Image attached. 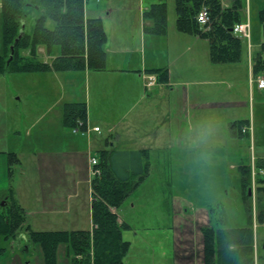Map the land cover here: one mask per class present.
Segmentation results:
<instances>
[{"label":"rangeland","instance_id":"rangeland-1","mask_svg":"<svg viewBox=\"0 0 264 264\" xmlns=\"http://www.w3.org/2000/svg\"><path fill=\"white\" fill-rule=\"evenodd\" d=\"M165 1L168 6V24L173 22L176 24L175 0ZM145 2L147 0H86L85 14L90 17L101 18L107 34L105 47H109V45H141L143 33L147 34V51L159 56L168 49L169 42L172 45V37L166 36L168 31L164 34L143 31V10H141V7ZM225 4H228V1ZM263 8L264 0H244L243 21L250 20L251 38L249 42V40L241 36L244 40L242 59L233 63L210 65L217 70L215 76L218 77L225 73L230 75L231 78V80L228 78L224 79L220 85L219 94L221 101H229L233 97L236 101L231 108L224 106L225 104L222 103L221 107L215 110V113L219 114V128L216 126V121L213 124L214 128H209L206 124L201 130L195 128V120L187 119L185 112L183 111L182 113L184 126H189L185 132V135H187L186 142L189 145L191 144V147L194 145L199 147L197 152L185 154V150L179 146L181 139L178 137H152L155 131L159 135L161 131H176L175 122L171 125L164 121V119L169 118L168 110L164 109L165 104L162 105V113L157 108H154L153 112L152 109L148 110L143 116L139 114L144 109L143 106L136 108L121 125V128L127 131L126 134H123L124 137L121 140L118 138L116 140V137L115 139L112 137L116 134L115 131L119 130H114L113 133H110L107 131L106 124L99 122L102 132L111 136L108 147H112L111 141H113L115 143L113 147L121 149L127 139L135 137L139 141L147 140L143 143H146L144 145L147 146L146 148L149 151V175L137 186L126 201L116 209L119 217L132 225L124 230L125 238L131 240L130 253L128 252L130 257L125 258L124 264H176L173 239L175 236L181 238L185 230H189L191 234H194L195 238L196 235H199L200 238L203 234L202 226L238 227L246 225L250 221V211L243 197L239 166L242 164H253L258 171L257 161L260 158H264V92L258 88L257 74L253 71V66L250 62V55L253 57V62H256L259 56L264 58V22H262L260 17V10ZM2 22L1 11L0 51L2 49ZM41 49L42 47L40 51H43ZM179 53L181 52L179 51L175 55L177 56ZM192 53V50H187L182 54L183 56L180 55L177 61L175 60L176 58H171L172 66L170 65V68H177V75L183 71L182 62L187 63L185 64L186 70L197 69L195 62L191 61ZM197 60L199 63L202 61L200 56L197 57ZM208 62L213 64L210 60V49ZM231 68H234L232 73ZM193 73H190V78ZM261 73L264 74V71ZM15 74H7L8 81L11 84V92L13 93L12 110L16 116L11 129L14 130V134L15 131L20 130L19 136H25V138L28 137L27 134L32 133V136L28 137V139L33 140L40 128L39 123L43 122L41 120L44 116H52V119H56V115L60 111L63 117V105L61 109L58 107L48 108L49 100L56 98L58 95L55 87L47 91L46 97L40 98L36 92L38 82L35 79H28L24 83L14 82ZM232 79H234V82ZM193 86H191L192 101L195 102L197 99V103H203L205 101H213V99L216 100L217 95L214 98H197L202 94L200 89L205 90V95H207V89L212 86L216 89V84L211 86L207 84ZM69 88L71 92L70 90H65L61 95L62 99L63 97L67 99V94L69 93L72 94L69 99H86L85 82L82 78H76L73 85L69 86ZM149 93L150 95L153 94ZM245 101L247 106L244 105ZM146 104V102L142 103V105ZM47 109L48 113H46ZM192 110L195 111V108ZM232 114H237L236 118L253 120V133H244L242 135L237 133L236 137L232 139L229 135L232 128L227 120ZM140 119L146 121L139 122ZM246 125L244 124L243 126ZM243 126L239 127L238 125L236 129H241ZM211 129H215V136L217 135L218 138L209 136L212 133ZM199 130L202 133L205 132L203 138L199 136ZM216 130L219 131H217L218 134ZM80 142L82 148L85 149L82 151L85 152L88 160L89 157L95 155V153L97 154L98 151L95 148L89 150L86 136H80ZM99 153L100 151L97 156H100ZM20 157L22 159L21 165H15L14 170L15 173L20 172L19 174L23 172L24 176L14 180V183L20 181L22 192L24 194L27 193L32 198L29 205L30 209H36L40 192L42 191V187L37 182V155L32 149L21 150ZM18 168H20L19 172L16 171ZM91 178L92 175L86 170L84 177L75 187V197L70 200L69 211L60 217L59 221L62 227L69 229L91 228ZM256 188V184L252 182L253 199L251 204L253 205V220L252 218L251 220L254 224L255 238L258 236L260 240V250L255 253V261L256 264H264V220L257 221ZM64 190V187H55L54 189L45 187V191H49L55 197L64 195ZM29 216L28 221H30L33 228L37 229V215L32 213ZM222 217L226 220L223 225L219 224L218 220ZM21 232L26 231L24 229ZM22 241L23 239H20L18 244L25 243ZM32 244L33 247L30 248L28 254L34 260L38 259V257L40 258V256H43L44 260L43 249L40 244ZM181 250L179 248L178 252H176L177 261L180 264H198L195 263L197 262V253L194 256L188 254L189 259L184 261L181 256L187 254L185 250ZM20 251L25 252L21 248ZM190 259H192V262H189ZM57 264H71L70 253L66 243H61L58 247Z\"/></svg>","mask_w":264,"mask_h":264},{"label":"trees","instance_id":"trees-1","mask_svg":"<svg viewBox=\"0 0 264 264\" xmlns=\"http://www.w3.org/2000/svg\"><path fill=\"white\" fill-rule=\"evenodd\" d=\"M85 1L3 0L0 73L106 69L107 34L100 17L86 16ZM227 1L228 4L225 0H175L177 29L206 37L214 64L238 62L243 56L244 40L233 28L243 21L244 0ZM203 7L209 13L205 26L197 16ZM260 17L264 22V8L260 10ZM143 19L145 32L164 34L168 27L167 2L152 3L143 10ZM147 71L156 73L158 81L168 79L166 68ZM253 71L262 74L264 58L258 57ZM63 121L71 128L86 132L87 102H65ZM248 123L249 120H237L231 123V128L235 134L242 135L245 132L236 128ZM8 154L10 174H13L14 166L21 159L17 152ZM99 154L97 164L92 167L96 170L91 178L92 228L34 229L28 222L26 209L11 189L9 204L0 206V235L15 238L25 229L28 240L43 249L45 264H57L61 243L67 244L71 264H124L131 241L123 233L131 225L120 220L116 209L149 175V151L147 148L103 149ZM257 164L255 201L259 222L264 220V158ZM239 170L250 221L238 227L202 226L204 264H256L253 193L249 194L252 165L242 164ZM218 220L221 225L226 222L223 217Z\"/></svg>","mask_w":264,"mask_h":264},{"label":"crops","instance_id":"crops-1","mask_svg":"<svg viewBox=\"0 0 264 264\" xmlns=\"http://www.w3.org/2000/svg\"><path fill=\"white\" fill-rule=\"evenodd\" d=\"M157 1L159 0H147L141 7V10H144ZM225 3H227V0H225ZM87 16L90 17L89 15ZM142 21L143 31H145V21L144 19ZM167 31L166 36L172 37L173 42L172 45L169 42L168 49L161 53V56H156L155 53L147 51V34L142 33L143 40L141 45H109V47H105L107 51V62L106 69L104 70L86 69L64 72L50 70L42 72H19L15 74L14 82L24 83L28 79H35L38 82L36 92L40 98L46 97L47 91L55 87L58 95L56 98L49 100L48 108L58 107L60 109L65 102L82 101L69 99L72 95L71 93L67 94V99L63 97V100L61 97L65 90H70L69 86L73 85L76 78H82L85 82L87 96L84 100L87 101L88 105V130L86 132L65 125L63 117L61 116L62 113L60 114L59 111L56 119H52V116H44L42 118L41 121H43V124L39 123L40 128L33 140L28 139V137L32 136V133L29 132H27L29 133L27 134V138L25 136H19L20 130L15 131L14 134L11 125L16 116L12 110L13 93L10 88L11 84L8 81V73H0V206L4 207L9 204L10 192L13 189L16 198L26 209L28 220L30 218L29 215L32 213L37 215V230L69 229L62 227L59 220L62 214L69 211L70 200L72 197H75V187L84 177V172L86 170L88 172L91 169L90 158H98V152L103 149H115L113 147L115 146L113 141H111L112 147H108L111 136L104 134L102 127H100V130H95L94 128L100 126L99 122L106 124L107 131L110 133H113L114 130H119L115 131L116 134L112 137L113 139L116 137V140L117 138L121 140L124 137L123 134L127 133V131L121 128L122 123L131 116L136 108H140V106L144 108L139 112L143 116L148 110L152 109L153 112L154 108H157L162 113V105L165 104L164 109L168 110L169 118L164 119V121L171 125L173 122L176 123V131H161L160 135L155 131V134L152 136L153 138L158 136L165 138L166 136L172 138L178 137L181 139L179 146L185 150V154H193L199 150V147L195 145L191 147V144L189 145L186 142L187 135H185V132L189 126H184L182 113L183 111L185 112L187 119L191 118L195 120V128L201 130V128H204V124L209 128H214L215 126L213 124L215 121L217 128H219V114L215 113V110L220 108L222 103L225 104L224 106H229L230 108L236 103L234 97L229 101H221L220 99L219 92L222 81L227 78L231 80V78L230 75L225 73L218 77L215 76L217 70H215L214 66H210L215 64H209L210 62H208L210 43L206 37L199 34L181 32L177 30L175 22L168 24ZM41 50H44V48ZM187 50H192L191 61L195 62L197 69L186 70L185 64L187 63L182 62L183 71L181 70L182 72L177 75V68H170V65L172 66L171 58H176L175 60L177 61L180 55ZM179 51L181 53L177 57L175 54ZM198 56L202 59L200 63L197 60ZM250 62L253 66L254 62L251 55ZM161 67L168 69L170 73H168V79L166 81H159L150 90H146L147 70ZM233 70L234 68H231V73ZM190 73H193L191 78ZM260 75L264 76V74ZM232 81L234 82V79ZM202 84L209 86L216 84L217 88L215 89L213 86L208 88L207 95H205V90L200 89L202 94L197 98H214L217 95L216 100L213 99V101H205L203 103H197V99L195 102L192 101L193 94L191 86ZM258 88L264 92V88H260L259 86ZM149 92L153 94L150 95ZM43 100L45 101V99ZM144 102L147 104L142 105ZM244 105L247 106L246 101ZM194 108L195 111L192 110ZM46 113H48V109ZM236 115L232 114L231 117H228L227 120L230 122V127L233 121L248 120L247 118H236ZM145 121L144 119L139 120V122ZM251 121L253 122V120ZM200 130L198 134L203 138L205 132L202 133ZM210 131L212 133L209 136L213 138L217 137V135L215 136V129H211ZM79 135L88 138L89 150L95 148L98 151L97 154L95 153V155L89 157V160L88 157L86 158L85 152L82 151L85 149L82 148ZM229 135L232 139L236 137L233 129ZM144 141L147 140L139 141L135 137H132V139L126 140V143L122 145L123 148L121 149L146 148L147 146L144 145L146 144L143 143ZM30 149L34 150L37 155V182L42 187L36 209H30L29 205L32 198L27 193L24 194L22 192L20 181L14 183V180L20 179L19 177L24 176V173L19 174L20 168H18L16 171L19 173H15V170H13V174H10L8 153L14 151L20 156L21 150ZM21 162L22 159L18 165H21ZM45 187H51L53 189L55 187H64V195L55 197L54 194L51 195L49 191H45ZM90 218L92 220L91 208ZM120 220L123 219L120 217ZM28 222L30 223V221ZM2 236H0V264H44L43 256L34 260L28 254L30 248L33 247V242L28 240L27 232H20L15 238ZM20 239H23L22 242L25 243L18 244ZM173 242L176 264H180L176 256L179 248L180 250L182 249L181 251L185 250L187 254L181 256L184 261L189 259L188 254L194 256L197 253V262H194L204 264L203 234L200 238L199 235H196L195 238L194 234H191L189 230H185L181 238L175 236ZM259 247L260 240L256 236L255 251H259ZM20 248L26 254L25 252H21ZM129 253L126 258L130 257ZM189 262H192V259Z\"/></svg>","mask_w":264,"mask_h":264},{"label":"built area","instance_id":"built-area-1","mask_svg":"<svg viewBox=\"0 0 264 264\" xmlns=\"http://www.w3.org/2000/svg\"><path fill=\"white\" fill-rule=\"evenodd\" d=\"M3 8V0H0V12ZM198 21L200 22L201 25H206L209 22V13H208V9L206 7H203L199 13H198ZM233 31L242 36L245 37L246 39L250 40L251 38V26H250V20H246V21H241L239 23H237L234 28ZM158 81V76L155 73H147L146 74V82H145V86L147 90H150ZM257 84L260 88H264V76L262 75H258L256 78ZM95 130H100L99 126H96L94 128ZM241 130L243 132H251L253 133V124H249L247 126H243L241 128ZM98 160L96 157H91L90 159V164L91 167H93V165L97 164ZM96 172L95 169L90 170V175L94 174ZM252 175H253V182H255V176H256V171L255 168L253 167V171H252Z\"/></svg>","mask_w":264,"mask_h":264},{"label":"water","instance_id":"water-1","mask_svg":"<svg viewBox=\"0 0 264 264\" xmlns=\"http://www.w3.org/2000/svg\"><path fill=\"white\" fill-rule=\"evenodd\" d=\"M263 32H264V26H263ZM252 193V188H249V194Z\"/></svg>","mask_w":264,"mask_h":264}]
</instances>
